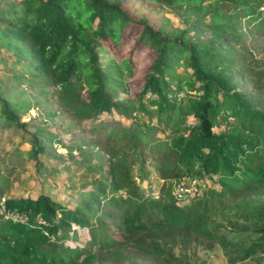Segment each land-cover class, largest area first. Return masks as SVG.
Listing matches in <instances>:
<instances>
[{"label": "trees", "instance_id": "1", "mask_svg": "<svg viewBox=\"0 0 264 264\" xmlns=\"http://www.w3.org/2000/svg\"><path fill=\"white\" fill-rule=\"evenodd\" d=\"M146 1L194 14L203 9L209 23L195 20L193 37L183 31L168 36L136 18L120 0H0V40L28 63L29 77L17 75L18 81L26 79L28 89L37 87L44 96L53 88L60 103L81 121L97 122L112 111L131 118L128 125L116 122L104 128L103 122L92 129V133L106 134L100 153L111 165V190L123 191L121 204H115L118 218L112 220L109 213L88 207L69 209L42 193L0 197V264L116 263L126 259L119 251L123 248L162 264H190L187 244L198 239L217 245L230 264L247 258L264 262V201L251 200L244 205L245 211L238 208L228 216L220 208L221 227L206 217L204 200L193 203L197 198H192L187 201L192 204L183 206L173 202L169 190L162 196L161 186L184 176L207 180L216 176L222 190L229 193L242 183L250 188L264 185V108L254 109L247 103L230 74L234 67L226 59L229 51L213 39L239 43L236 18H257V4L252 0ZM131 26L137 35L124 54L121 36ZM199 28L207 35L200 37ZM96 45L112 57L110 65L98 61ZM180 61L190 71L186 78H180L174 67ZM122 73L125 87L118 85L124 83L118 77ZM113 87H120L127 97L112 96ZM178 91L183 93L177 96ZM253 92L264 100V92ZM25 106L28 109L26 102L10 100L0 89V123L17 125L18 113ZM135 113L149 119L154 116L156 125L171 122L170 134L149 140L155 125L138 121ZM187 116L196 123L185 124ZM219 119L225 124L215 131ZM45 136L39 130L30 134L31 145L23 152L41 165L45 157L60 158L46 151ZM140 143L157 150L151 159L157 183L161 181L157 199L142 198V188L131 176L129 162L138 160L141 165L149 155L142 152ZM117 146L125 147L121 154L114 151ZM73 148L81 159L70 163L80 166L86 161L83 168L89 167L82 146L77 143L68 149ZM98 155L99 149L92 159ZM129 155L133 160H128ZM210 193L218 195L214 190ZM5 213L26 218L13 221ZM76 228L87 230L82 246L66 243L75 237ZM116 233L122 238H116Z\"/></svg>", "mask_w": 264, "mask_h": 264}, {"label": "rangeland", "instance_id": "2", "mask_svg": "<svg viewBox=\"0 0 264 264\" xmlns=\"http://www.w3.org/2000/svg\"><path fill=\"white\" fill-rule=\"evenodd\" d=\"M120 1H122L123 7L130 10L136 18L144 19L162 34L168 36L183 31L185 36L193 37L195 32L191 29V25L195 20H199L202 24L209 23V16L204 13L203 9H198V13L194 14L180 8L159 6L146 0ZM252 1H255L257 10L260 13L257 18L250 21H248L251 18L250 16L249 19L246 16L236 18L237 34L241 32L239 43L236 44L223 37L219 39L213 37V39L219 48L229 51L230 57L226 59L230 60L234 67L230 70V74L233 76V80L237 82V88L242 96L245 97L251 107L260 109L264 108V100L256 97V92H253V90L264 92V0ZM229 13L233 14L232 7H230ZM200 29L203 28L198 29V35L200 37L206 36L207 34ZM126 30L121 36L124 39L122 47L124 54L128 52V48L132 45L131 39L137 35L132 26L126 28ZM127 34H130L131 37ZM100 47L95 46L98 61L102 66L110 65L108 62H112V57L103 50V47ZM228 47L231 49H228ZM243 51H246V53H242ZM16 58L14 52L5 47L0 40V89L3 93H6L8 99L15 102L23 101L26 102V105L28 104V109L25 106L26 109L18 113L17 125L11 124V122L0 123V197H34L42 193L66 208H80L85 211V208L88 207L94 212H107L112 220H116L120 210L115 204H121L119 201L123 191L112 192L111 165L107 158L100 153V145L104 142L102 138L106 134H102L103 131L92 133V129L103 122H106L104 128L108 124L116 122H120L121 125H128L131 123V118L129 116L121 117L115 111H112L109 117L106 116L97 122L79 120L55 97L52 92L53 88L47 90V94L44 96L37 87L28 89L26 79L18 81L15 76L19 75L24 78L28 75L29 77V73L26 72L27 61L23 57L17 58V60ZM174 67L176 72L180 74V78L188 77L187 73H190V71L183 66L181 61L179 65ZM118 77L124 80V83L120 82L118 85L125 87L126 79L123 73ZM120 87L111 88L110 94L114 97L126 98V93ZM182 93L178 91L177 96ZM260 102H262L261 105ZM135 114H137L138 121L149 120L151 124L155 125L150 130L149 140L154 138L163 139L170 134L171 122L167 126L163 123L156 125L154 116L149 119L146 114ZM195 123V118L192 116L186 117L185 124ZM224 124L225 122L219 119V123L213 127V130H222ZM36 129L46 134L45 139L49 141L46 151L50 156L54 154L60 158L54 160L51 157H45L43 158V165H41L42 162L37 163L31 155L23 153L29 149L31 145L29 135L37 132ZM77 143L82 146V153L85 154V157L89 158V167L83 168L86 161L80 166L70 163L74 159H81L75 148L68 149L72 145H77ZM140 146H142V152L149 155L144 157L141 165H139L138 160L129 162L131 176L135 181L138 180L136 182L139 184V189L144 181L153 183L157 187V184H160L161 181L159 180L157 183L156 171L151 165V159L156 156L157 150L147 147V143H140ZM146 147L149 150L148 152ZM122 148L125 147L117 146L114 151L121 154ZM98 149L99 155L93 160L92 158ZM141 150L139 149L137 153ZM159 150L161 149L159 148ZM96 160H99V162H96ZM128 160H133L131 155H129ZM66 163H68L69 169L64 167ZM139 168L141 170H138ZM208 184V189L192 202L196 203L198 200H204L207 203L206 217L210 218L211 221H216L217 224H221V227L223 224L220 220V208L228 216L229 212H234L238 208H243L245 211L244 205L251 200L264 201V185L250 188L246 187L247 184L242 183L232 193H229L222 190L216 176L208 179ZM161 186L164 187L162 196L166 197L171 182H161ZM211 190L218 192V195L211 194ZM188 204L192 203L186 202L182 205ZM213 208H216V212H213ZM219 229L221 230V228ZM74 231L77 235L75 233V237L67 240L66 243L71 245L77 243L82 246L87 239V230L76 228ZM115 237L122 238L119 233H116ZM119 251L126 256V259L116 263L102 260L99 264H162L149 255L133 249L123 248ZM186 254L188 258H192L190 264H230L222 249L217 245L210 246L206 241L202 242L200 239L191 240L187 244ZM233 264H258V262L254 261L253 258H247Z\"/></svg>", "mask_w": 264, "mask_h": 264}, {"label": "built area", "instance_id": "3", "mask_svg": "<svg viewBox=\"0 0 264 264\" xmlns=\"http://www.w3.org/2000/svg\"><path fill=\"white\" fill-rule=\"evenodd\" d=\"M208 185V180L206 178L184 176L178 181L172 183L169 193L173 202L179 204L185 203L192 198L200 197ZM141 188L142 198L157 199L160 195L158 188L153 183L144 181ZM2 202L3 198H1L0 204H2ZM5 216L13 221H22L26 218L23 214L14 215L13 213H5Z\"/></svg>", "mask_w": 264, "mask_h": 264}]
</instances>
